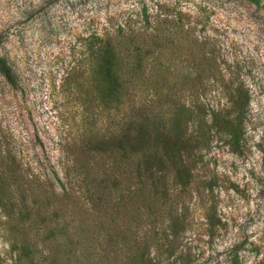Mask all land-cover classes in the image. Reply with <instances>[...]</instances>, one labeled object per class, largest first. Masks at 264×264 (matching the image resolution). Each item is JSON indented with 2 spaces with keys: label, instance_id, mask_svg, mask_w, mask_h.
<instances>
[{
  "label": "rangeland",
  "instance_id": "obj_1",
  "mask_svg": "<svg viewBox=\"0 0 264 264\" xmlns=\"http://www.w3.org/2000/svg\"><path fill=\"white\" fill-rule=\"evenodd\" d=\"M261 6L245 0H0L2 52L19 83L14 92L0 76V125L17 137L37 133L46 146L66 140L96 148L100 153L92 152L88 163L93 170L114 157L131 161L135 175L111 187V202L123 192L126 218L121 208L111 214L123 227L145 235L146 245L135 253L143 252L147 264H264V2ZM164 19L213 39L222 74L235 53L240 57L250 100L237 149L227 143L223 127L214 125L223 126V113L216 123L207 117L209 108L227 102L223 79L195 85L203 92L199 101L207 114L199 116L189 104L181 107L175 98L179 87L172 82L150 106L139 104L149 99V80L127 82L123 76L119 95L116 83L108 86L107 98H115L105 106L89 90L90 52L84 44L94 30ZM184 96L191 102L188 93ZM18 143L27 158L35 159L29 143ZM165 152L183 154L191 168L189 181L173 177ZM147 166L158 177L148 206L141 197L131 202L127 191L141 187L143 178L149 188ZM5 235L0 230V264H28L13 256ZM42 235L33 237L39 249ZM37 256L32 264H46Z\"/></svg>",
  "mask_w": 264,
  "mask_h": 264
},
{
  "label": "trees",
  "instance_id": "obj_2",
  "mask_svg": "<svg viewBox=\"0 0 264 264\" xmlns=\"http://www.w3.org/2000/svg\"><path fill=\"white\" fill-rule=\"evenodd\" d=\"M245 1L256 8H262L261 3L264 2ZM184 27L175 19H164L140 23L128 21L94 30L84 44L86 51L90 52V67L86 69L89 90L94 95L96 92L99 106H105L108 100L115 98H107L108 86L116 83L119 95L123 76L127 82L149 80L150 87L146 86L150 91L149 99L141 100L139 104L148 103L150 106L162 94V86L172 82L179 87L175 98L182 103L181 107L184 109L189 104L199 116L198 112L205 115L206 111L204 103L199 101L203 92H199L195 85H201L203 80L223 79L228 90L227 102L223 108H209L212 110L206 115L216 123L223 113V126L214 125L223 127L227 143L233 150L237 149L250 100L249 89L244 88L241 81L240 57L235 53L222 74L213 39L206 35L197 37L194 28ZM176 38L186 42H174ZM4 39V32L0 30V76L16 92L18 76L2 52ZM188 83L190 86L184 90L182 86ZM186 93L192 97L191 102L185 101ZM20 140L31 145L35 159L24 155L18 143ZM86 147L66 140L46 146L37 133L25 131L24 136L17 137L0 125V230L1 233L3 230L7 232L5 238L18 262L25 259L32 264L38 255L37 259L44 260L46 264H147L143 252H139V257L135 253L140 246L146 245L145 235L141 230L133 231L129 225L123 227L111 214L112 211L118 212L119 208L122 209L121 214L126 213L123 192L111 202L114 199L111 187L131 179L135 175L134 164L114 157L93 170L88 163L92 161L91 153L97 150ZM178 155L165 152L164 161L171 168L173 177L187 182L192 176L191 168L186 158L184 160L181 156L183 154ZM139 164L138 161V177L141 175ZM147 171L144 177L151 180L149 188L143 178L141 187L127 191L131 202L133 197H141L147 199L145 205L148 206L150 188L158 177L153 176L155 172L151 166L149 170L146 167ZM35 203L38 205L34 208ZM44 204L52 211H47ZM78 205L85 209H79ZM122 217L126 218V214ZM38 232L43 234L41 249L33 239Z\"/></svg>",
  "mask_w": 264,
  "mask_h": 264
}]
</instances>
